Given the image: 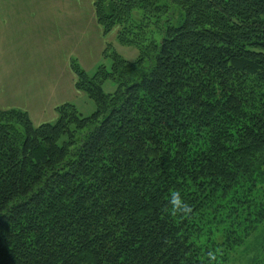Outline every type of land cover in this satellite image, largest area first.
I'll list each match as a JSON object with an SVG mask.
<instances>
[{
	"label": "trees",
	"instance_id": "trees-1",
	"mask_svg": "<svg viewBox=\"0 0 264 264\" xmlns=\"http://www.w3.org/2000/svg\"><path fill=\"white\" fill-rule=\"evenodd\" d=\"M95 12L140 55L108 43L93 76L72 60L89 117L65 103L35 126L0 109V264H227L264 222V0Z\"/></svg>",
	"mask_w": 264,
	"mask_h": 264
},
{
	"label": "crops",
	"instance_id": "crops-1",
	"mask_svg": "<svg viewBox=\"0 0 264 264\" xmlns=\"http://www.w3.org/2000/svg\"><path fill=\"white\" fill-rule=\"evenodd\" d=\"M107 38L95 0H0V109L23 110L35 126L57 120L59 106L84 95L72 60L98 65Z\"/></svg>",
	"mask_w": 264,
	"mask_h": 264
},
{
	"label": "rangeland",
	"instance_id": "rangeland-1",
	"mask_svg": "<svg viewBox=\"0 0 264 264\" xmlns=\"http://www.w3.org/2000/svg\"><path fill=\"white\" fill-rule=\"evenodd\" d=\"M179 21L175 23V25H179ZM118 29H115L107 38V41L109 44L112 45L110 48V53H117L120 55L123 59L134 62L137 60L138 56L140 55V52L137 48L132 46H124L120 45L118 41L116 40V34ZM102 65L107 66L108 69L111 68L112 60L111 58H103L98 65L86 69L87 73L91 76H93L98 68ZM118 84L114 81H105L102 84V90L104 94H113L117 91ZM80 114L83 117H89L96 111V104L95 102L90 99L87 95L80 96L78 99H76L73 102ZM56 120H54L52 123H55ZM259 196L264 201V185H261V188L259 190ZM257 233L253 238H250L244 246L241 248L235 250L229 262L227 264H257L260 263L262 260L260 256L263 254V252L260 251L261 245L264 243V222L260 225L259 229L255 232ZM255 240V241H254Z\"/></svg>",
	"mask_w": 264,
	"mask_h": 264
},
{
	"label": "clouds",
	"instance_id": "clouds-1",
	"mask_svg": "<svg viewBox=\"0 0 264 264\" xmlns=\"http://www.w3.org/2000/svg\"><path fill=\"white\" fill-rule=\"evenodd\" d=\"M172 205L173 207L178 210V211H184L185 206L182 205L180 195L177 193L173 198H172Z\"/></svg>",
	"mask_w": 264,
	"mask_h": 264
}]
</instances>
